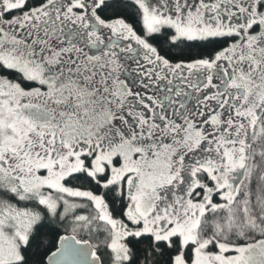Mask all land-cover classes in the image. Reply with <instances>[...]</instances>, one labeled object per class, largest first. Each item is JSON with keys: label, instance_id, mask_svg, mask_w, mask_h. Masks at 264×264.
<instances>
[{"label": "snow or ice", "instance_id": "6c2138e0", "mask_svg": "<svg viewBox=\"0 0 264 264\" xmlns=\"http://www.w3.org/2000/svg\"><path fill=\"white\" fill-rule=\"evenodd\" d=\"M0 264H264V0H0Z\"/></svg>", "mask_w": 264, "mask_h": 264}]
</instances>
